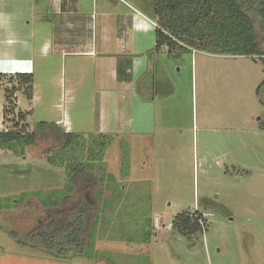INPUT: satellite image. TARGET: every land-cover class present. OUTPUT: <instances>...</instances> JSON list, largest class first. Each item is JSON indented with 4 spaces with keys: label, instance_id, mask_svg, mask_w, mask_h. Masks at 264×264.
<instances>
[{
    "label": "rangeland",
    "instance_id": "1",
    "mask_svg": "<svg viewBox=\"0 0 264 264\" xmlns=\"http://www.w3.org/2000/svg\"><path fill=\"white\" fill-rule=\"evenodd\" d=\"M126 1L144 12L153 4V0ZM41 3L44 9L49 4ZM258 32L262 40L264 33ZM54 70L65 80L76 71L68 62L64 67L56 63ZM0 79L4 108L5 87L17 88L13 111L4 116L0 130L12 129L19 112H28L20 125L26 124L30 133L40 121L68 116L85 140L82 147L66 151L65 161L82 166L90 162L101 168L96 174L103 179L86 192L99 210L90 256L58 258L16 238L26 239L49 214L66 207L64 202L47 206L42 200L55 190L56 197L63 196L68 170L47 162L63 145L52 132L44 131L34 143L16 149L22 154L0 148V264H264V65L260 59L195 49L176 57L164 47L153 56L141 98L122 92L109 105L112 113L118 111L115 118L123 130L118 136H98L107 146L99 148L103 154L96 161L90 156L97 135L90 133L99 125L102 90L86 82L71 98L64 82L52 103L42 104L29 99L24 87L18 90V82H10L8 75ZM154 80L152 93L149 86ZM135 100L145 102L138 111ZM138 113L147 120L145 125L155 118L156 129L133 132L131 124ZM71 198L74 203L79 194ZM184 210L204 214L202 233L185 236L173 229L174 217Z\"/></svg>",
    "mask_w": 264,
    "mask_h": 264
},
{
    "label": "crops",
    "instance_id": "2",
    "mask_svg": "<svg viewBox=\"0 0 264 264\" xmlns=\"http://www.w3.org/2000/svg\"><path fill=\"white\" fill-rule=\"evenodd\" d=\"M43 1L0 0V75L32 74V98L25 94L20 83L17 87L29 99L42 104L52 103L59 84L67 82L72 98L76 91L85 88L86 82L91 83L104 95L100 101L99 125L90 134L120 135L123 128L118 127L115 118L118 111L112 113L109 105L118 101L122 92H132L138 97L139 83H146L151 73L153 56L158 53L153 52L158 26L153 8L155 0L146 12L126 0H48L45 9ZM164 47L168 52L167 46L161 50ZM59 62L63 67L68 62L72 72L76 70L75 75L68 76L67 80L57 77L53 72ZM119 67L125 72L123 77L119 76ZM155 89L156 80L150 84L149 91ZM4 97L6 102L5 93ZM145 97L150 99L149 95ZM143 103L135 100L136 111ZM3 105L0 104V127L5 121ZM138 115L131 124L133 132L156 129L155 118H149L145 125L147 120ZM56 123L67 132L81 133L75 131L68 116Z\"/></svg>",
    "mask_w": 264,
    "mask_h": 264
},
{
    "label": "trees",
    "instance_id": "3",
    "mask_svg": "<svg viewBox=\"0 0 264 264\" xmlns=\"http://www.w3.org/2000/svg\"><path fill=\"white\" fill-rule=\"evenodd\" d=\"M153 8L158 23L153 52H159L163 46H167L168 53L177 57L192 49L209 50L220 54L251 56L260 59L264 65V37L261 40L258 32L260 29L264 33V0H155ZM118 73L123 77L125 72L119 67ZM9 78L10 82L16 80L20 83L25 94L32 98V74L17 73ZM139 85L142 88V82ZM16 90L15 86L5 87V117L13 109L10 106L15 105ZM141 95L145 97L144 93ZM27 113L19 112L17 120H12L15 122L13 128L0 132V148L10 147L16 154H22L23 151L16 150L18 147L34 143L44 131L52 132L55 140L63 146L56 148L47 162L52 166L64 165L69 178L62 190L59 189L63 192L61 198L56 197L55 190L49 193L47 199H42L47 206L55 207L64 202L66 207L49 214L45 221L28 232L26 239L18 237L16 240L58 258L90 256L88 247L92 244L94 223L99 219V210L97 204L86 197V192L102 183L103 179L96 174L101 168L94 167L90 162L83 166L66 162L64 154L71 148L82 147L85 140L83 135L67 132L56 122L47 121H40L37 130L30 133L26 130V124L20 125ZM98 136L101 138L108 135ZM98 136L92 142L93 154L90 156L95 161L103 154L99 148L107 146L104 141L100 142L102 140ZM76 193L79 198L73 203L71 197ZM101 195L102 192L98 191V196ZM92 216V222L89 223ZM172 224L176 232L185 236L202 233L205 229L204 214L198 210H184L174 217Z\"/></svg>",
    "mask_w": 264,
    "mask_h": 264
},
{
    "label": "flooded vegetation",
    "instance_id": "4",
    "mask_svg": "<svg viewBox=\"0 0 264 264\" xmlns=\"http://www.w3.org/2000/svg\"><path fill=\"white\" fill-rule=\"evenodd\" d=\"M205 230V229H204Z\"/></svg>",
    "mask_w": 264,
    "mask_h": 264
}]
</instances>
